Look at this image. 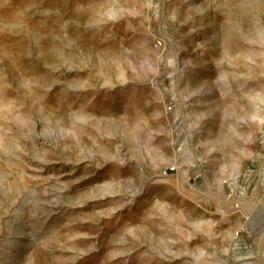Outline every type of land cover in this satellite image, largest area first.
<instances>
[{"label":"rangeland","instance_id":"obj_1","mask_svg":"<svg viewBox=\"0 0 264 264\" xmlns=\"http://www.w3.org/2000/svg\"><path fill=\"white\" fill-rule=\"evenodd\" d=\"M0 264H264V0H0Z\"/></svg>","mask_w":264,"mask_h":264}]
</instances>
